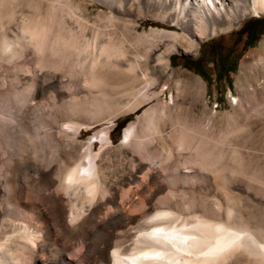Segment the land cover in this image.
I'll use <instances>...</instances> for the list:
<instances>
[{
    "label": "rangeland",
    "instance_id": "rangeland-1",
    "mask_svg": "<svg viewBox=\"0 0 264 264\" xmlns=\"http://www.w3.org/2000/svg\"><path fill=\"white\" fill-rule=\"evenodd\" d=\"M53 1L65 0H0V20L6 22V14L14 10V18L21 21L22 6L28 3L45 8ZM70 1L84 10L88 34L94 27L100 28L114 33L118 43L122 41L119 45L128 48L131 67L127 62L102 68L56 64L57 70L63 67L65 71L64 97L81 109L73 119L79 128L73 141L41 137L37 123H32L29 131L8 134L9 145L14 142L21 153L32 156L27 161L29 170L12 172L9 159L6 166L0 164V191H6L2 199L9 198L11 204L0 215L6 221L0 230V246L6 245L21 264L32 263L36 255L63 251L57 262L67 255L74 264H93L95 254L96 264H111L117 244L123 239L128 243L135 240L141 230L160 218L150 215L169 201L174 213L161 220L172 219L173 229L193 230L199 235L198 228L209 225L218 245L226 225L241 217L263 237L255 241L253 235L241 234L240 239L248 242L227 245L226 250L233 254L225 264H264V11L249 10L230 29L196 39V47L191 48L188 34L169 21L170 13L148 0ZM111 1L114 7L109 5ZM257 18L262 30L248 39L247 27ZM64 19L75 28L72 20ZM160 28L179 34L174 49L164 54L165 63L157 57L164 51L160 44L168 42L158 36ZM7 30L0 29V34ZM148 39L159 43V49L147 52ZM211 45L239 55L235 71L229 74L230 89L223 80L207 87L181 58L201 57V64L210 67L206 52ZM9 92L0 93V108L14 95ZM143 93L154 96L136 108L124 109L126 102L142 100ZM13 95L9 98L16 97ZM127 114L118 135L112 130L114 121ZM127 126H133L129 144L121 142ZM181 129L187 132V139L197 141L196 150L178 140ZM239 160L250 169H241ZM63 163H79L84 168L76 175L93 171L94 176H89L87 183L66 179V188L55 190L53 181ZM203 207L212 209L215 218L201 216L199 208ZM164 255L182 258V264L184 258L203 256L196 255L193 248L173 247Z\"/></svg>",
    "mask_w": 264,
    "mask_h": 264
},
{
    "label": "bare ground",
    "instance_id": "bare-ground-1",
    "mask_svg": "<svg viewBox=\"0 0 264 264\" xmlns=\"http://www.w3.org/2000/svg\"><path fill=\"white\" fill-rule=\"evenodd\" d=\"M149 2H153L154 4L151 5L165 9L170 13L169 21L182 28L188 34L191 39L188 41V44L191 48L196 47V39L203 38L208 34L218 31L230 29L249 10L264 11V0H148ZM48 4L45 8L40 5L37 6L28 3L27 7L22 6L21 15L19 14L21 21H16L14 18V10H9L6 14V22L2 21V19L0 20L1 31H4V27H8L7 32L0 34V69H2L0 73V93L8 90L14 93V95L16 94V97L11 96L12 98H9V96L13 94L7 95L8 101L3 108H0V164H5L8 159L12 161V172L31 169L27 161L32 155H24L21 153L22 149L20 150L19 147L17 148L13 145L14 142L9 145L6 138H9L10 135L14 136L21 130L29 131L32 123L38 124L37 133L41 137L69 141H73L75 138L79 127L73 122V119L77 115L78 110L81 109H78L75 103L70 102L64 97L67 88L64 82L65 71L62 69L63 67L59 69L60 71L57 70V63L61 66L74 64L76 66L102 68L118 67L122 63L127 62L125 64L131 67V62L127 61L126 55L128 48L119 45L122 41L119 43L115 41L114 33H107L104 29L95 27L89 34L86 32L89 22L84 16L83 9L77 5H73L70 0H65L57 4L53 1V3ZM55 4L57 7H55ZM109 5L114 7L112 1ZM65 16L70 21L72 20L75 28L67 24V21L64 19ZM112 19L113 16H111L109 22H112ZM157 33L158 36L159 34L162 35V40L168 41L160 44L164 46V51L157 54L158 59L165 63L164 54L174 49L179 34L175 30H167L164 28L158 29ZM158 45L159 43H153L148 39L147 52L158 50ZM140 94L138 95L139 97ZM142 95L144 96L142 100L134 98L133 101L126 102L124 109L136 108L142 101L147 100L153 94L148 96L147 93H143ZM234 101L236 102V99ZM118 113V111L114 112L112 116ZM132 130L133 126L124 128L121 138L122 143L129 144L130 141L132 142ZM8 134L10 135L8 136ZM178 140H180L181 144L186 142L193 149H197V141H193V138L187 139V132L184 129H181ZM208 162L206 165L209 164ZM21 163L24 164V167L19 166ZM210 164L212 163L210 162ZM239 165L241 169H250L240 162V160ZM81 168H84V166L79 163L74 165L63 163L58 168L56 180L53 181L54 189L60 190V188L62 189L67 186V183L65 184L64 182L66 179H68V182L69 180L80 179L87 183L86 179L89 176H94V172L89 171L87 174L76 175V173L78 174L80 172L79 170ZM32 170L36 171L37 169L33 168ZM224 175L221 176V179H225ZM5 192L0 191V215L11 208L9 198L2 199ZM166 204L165 208L156 210L150 215L152 218H160L150 223V225H147L148 228L140 232L138 231L139 235L135 240L128 243L127 239H123L117 244V248L113 247L111 264H182V258L179 259L177 256L164 255V251L172 247L185 251H192L193 248V252L196 255L203 254V256H197L194 259L184 258L186 264H225L233 254V251L226 250L227 245L244 246L248 242L240 239L241 234H251L255 241H258L262 236L259 229H251L240 217L234 219L231 224L226 225L228 229H232L230 233L227 232V229L225 230L226 227L222 230L224 231L222 233L224 235L223 241L218 245V242L215 240L216 235H214L209 225L198 228L202 232V235H199L193 230L181 231L173 229L171 225L172 219V221L168 219L161 220V217L163 218L174 213L172 210L174 207L169 201ZM199 211L200 215L204 216L207 220L215 218L216 213L212 209L203 207L199 208ZM5 222L4 218H0V230L4 229ZM2 235L1 233L0 237ZM17 237L20 236L18 235ZM164 240H167L165 242H170L171 246H167ZM254 240H250V242L252 243ZM42 242H45V240ZM44 244L46 245V243ZM183 244L185 246H182ZM5 247L6 245L4 248L0 246V264H21L18 259H14L11 256L10 249L8 251ZM243 249L245 248L243 247ZM60 254L64 255L65 253L64 251L58 252V254L52 256L50 254L46 256L32 255V263H27L74 264L67 255L63 256L57 262ZM211 255L216 256L212 257ZM96 259L98 258L93 254V264L98 262Z\"/></svg>",
    "mask_w": 264,
    "mask_h": 264
},
{
    "label": "trees",
    "instance_id": "trees-1",
    "mask_svg": "<svg viewBox=\"0 0 264 264\" xmlns=\"http://www.w3.org/2000/svg\"><path fill=\"white\" fill-rule=\"evenodd\" d=\"M261 19H253L250 25L247 27L248 39H254L261 32ZM252 29V31H250ZM207 62L210 63V67H204L201 64V57L190 58L182 56L183 62H187L190 65V68L198 74L201 79L205 81L206 86L208 87L211 83L222 82L225 83V86L230 89L231 79L229 74L235 71L236 61L238 58V53H232L228 49H222L218 46H209L206 52ZM170 61L172 55L169 56ZM222 94V92H221ZM135 110L134 112H136ZM129 114L125 115L120 119H116L112 130H115L118 135L121 128L124 126L125 122L128 120ZM111 130V131H112Z\"/></svg>",
    "mask_w": 264,
    "mask_h": 264
}]
</instances>
